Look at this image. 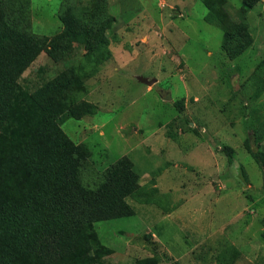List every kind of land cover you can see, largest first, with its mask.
Instances as JSON below:
<instances>
[{"label":"rangeland","instance_id":"1","mask_svg":"<svg viewBox=\"0 0 264 264\" xmlns=\"http://www.w3.org/2000/svg\"><path fill=\"white\" fill-rule=\"evenodd\" d=\"M220 1L244 26L239 52L198 0H0V36L39 50L15 83H70L53 106L84 155L81 183L131 186L127 216L93 224L108 250L95 264H264V166L243 147L264 118V0ZM71 15L95 18L87 44L63 34ZM100 38L103 61L88 57Z\"/></svg>","mask_w":264,"mask_h":264},{"label":"trees","instance_id":"2","mask_svg":"<svg viewBox=\"0 0 264 264\" xmlns=\"http://www.w3.org/2000/svg\"><path fill=\"white\" fill-rule=\"evenodd\" d=\"M198 1L207 9L204 19L219 25L223 40L234 50L242 23L223 17L222 1ZM73 17L63 34L87 44L95 18L85 24ZM73 22L80 24L78 30ZM8 41L0 36V264H95L108 250L99 244L93 224L127 216L124 198L131 186L114 178H107L106 189L100 183L95 189L81 183L84 155L59 129L55 118L61 110L53 106L54 99L68 92L69 81L61 75L32 93L22 89L15 79L39 50L35 45L26 55L24 46H10ZM105 45L104 38L95 40L88 57L98 47L99 59L106 60ZM257 68L264 70V61ZM73 98L65 93L61 101ZM243 147L264 166V118L253 126ZM137 264L157 263L146 258Z\"/></svg>","mask_w":264,"mask_h":264},{"label":"water","instance_id":"3","mask_svg":"<svg viewBox=\"0 0 264 264\" xmlns=\"http://www.w3.org/2000/svg\"><path fill=\"white\" fill-rule=\"evenodd\" d=\"M136 79H137V81H139L140 83L145 84V85H149L151 83L147 79H144V78H141V77H137ZM165 99H168L169 100V97L167 96Z\"/></svg>","mask_w":264,"mask_h":264}]
</instances>
